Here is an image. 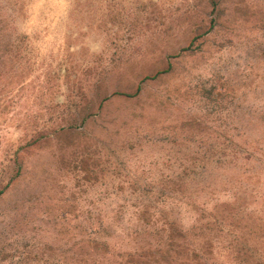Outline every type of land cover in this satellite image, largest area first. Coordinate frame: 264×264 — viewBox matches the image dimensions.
<instances>
[{
    "label": "rangeland",
    "instance_id": "obj_1",
    "mask_svg": "<svg viewBox=\"0 0 264 264\" xmlns=\"http://www.w3.org/2000/svg\"><path fill=\"white\" fill-rule=\"evenodd\" d=\"M263 113L264 0H0V238L32 264L90 241L124 264L137 230L173 226L225 263L216 209L264 222L263 150L244 151Z\"/></svg>",
    "mask_w": 264,
    "mask_h": 264
},
{
    "label": "trees",
    "instance_id": "obj_2",
    "mask_svg": "<svg viewBox=\"0 0 264 264\" xmlns=\"http://www.w3.org/2000/svg\"><path fill=\"white\" fill-rule=\"evenodd\" d=\"M216 8L217 4L214 2L213 10ZM214 26L215 23L212 19L210 29H208L205 33L209 32ZM192 43L193 40L187 47H183L181 51L185 52L191 49ZM182 52H180V54ZM172 69L173 64L170 63L167 68L161 69L153 75H146L141 80V82L144 80L146 81L156 79L158 76L168 73ZM141 88V85H138L134 92H126L122 90L114 91L104 100L110 99L111 96L116 95L126 98H133L140 94ZM104 100H102L100 107L103 105ZM260 118L257 119L256 124L259 126L261 125L263 133L257 138V143L264 141V113ZM85 120L86 117L82 119V122ZM259 120L260 122H258ZM252 121L253 119L250 118L249 122L252 123ZM73 127H75V125L70 123L69 128ZM40 138L34 140L33 143L39 142ZM245 141L249 144L247 148H244L245 152L249 154L251 152H261V150H263L261 155L264 156V145H260L259 147L255 146L254 143L250 144L254 141V139H252L248 133ZM240 152L242 151L239 149H235L231 152L233 156L231 157L232 160H228L229 165H238V161L234 160L233 158H236L237 153ZM18 165V170L13 179L17 178L22 171L21 163L18 162ZM2 193L3 191H0V194ZM225 205L226 204H224V206ZM146 206H148V204H146ZM215 214L216 218L214 219V224H216V226L219 228V234L222 233V236H217L222 238V240H225L229 234L225 231V228H227L226 226H230L229 232L234 238V241L232 240L227 244V246H224V248H226L227 252L230 254V258L228 257V260L222 264H264V222L258 221V228H255L245 234L233 222L229 223V214L222 215L219 212V209H216ZM206 237H208L209 241L198 243L191 238L187 231H184L181 228L176 230V228L173 226L172 228L168 229L162 226L158 229H153L150 231L141 229L137 230L135 235V239L137 241L136 244L139 245L138 248L135 250L119 251L116 253V255L121 261L125 260L124 264H213V260L216 256L217 246L215 243L210 241L214 239V235H209ZM8 245L10 244H6L0 238V264H32V256L34 254L31 253V251H33V249L19 251L16 249V246L13 247L14 244H12L11 248H9ZM108 248V242L97 243L96 241H90L87 244V252L85 257L82 259H75L71 264H117L115 259L110 256L111 253Z\"/></svg>",
    "mask_w": 264,
    "mask_h": 264
}]
</instances>
